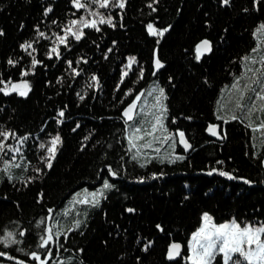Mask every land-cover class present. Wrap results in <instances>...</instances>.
<instances>
[{"label": "trees", "instance_id": "16d2710c", "mask_svg": "<svg viewBox=\"0 0 264 264\" xmlns=\"http://www.w3.org/2000/svg\"><path fill=\"white\" fill-rule=\"evenodd\" d=\"M87 2L91 3V0ZM49 4L53 8L45 14L44 8ZM152 7L156 11H152ZM244 8L249 11L245 12ZM105 11L107 14L108 10ZM110 12L116 18L117 27L103 22H100V31L86 27V36L81 41H73L71 49L65 50L61 45L64 55L60 58L45 55L52 43L46 35L37 38L38 43L33 45L37 51L30 56L19 48V43L35 38V24L52 33L62 30L63 24L73 18L74 13L86 14L89 18L92 13L75 9L70 0H0V27L5 29V34L0 35V73L5 78L29 79L32 83L28 96L0 92V127L21 134H34L22 146L23 153H10L26 158L24 161L18 159L15 165L28 161L31 165L27 169L14 165L16 179L9 181L5 177L0 182V230L11 228L19 221L31 230V234L21 243L10 246L0 243V253L9 252L7 257L0 255V264H20L22 259L30 262L34 259L19 249L36 248L37 221L46 216L49 206L55 205V218L70 226L77 218L76 214L57 213L67 206L70 194L75 190L86 185L99 186L102 180L97 172L109 176L117 184V189L110 190L99 207L80 206V218H83L85 209L89 213L87 226L74 229L75 235L69 233L70 241H64L65 247L59 250V255L50 258L51 264H80L81 257L83 264H172L165 255L166 244L173 237L186 243V236L198 226L201 211L212 212L217 222L232 214L248 218L264 215V136H261L260 129L253 131L244 120L225 122L216 119L217 101L229 104L230 97H235L231 85L235 75L243 70V62L233 60V57H242L255 46L256 38L252 33L258 22L264 20V9L255 10L250 0H232L228 6L220 4L219 0H156L151 6L146 0H126L121 9L116 0V7ZM157 16L159 20H156ZM53 20L57 23L52 24ZM149 20L158 27L168 24L172 27L162 37L151 35L146 27ZM205 20L210 21V25L205 24ZM22 22L23 28L20 27ZM204 36L213 40L214 51L196 61L193 46ZM112 40L117 43L112 45ZM108 47L112 51L105 58L103 52ZM154 49H158L159 56L166 61L155 75ZM130 54L137 57L139 65L133 64L129 76L118 89L116 84L121 81V65ZM9 56L14 59L22 57L20 65H9ZM32 56L43 60L44 64L36 65L35 72L20 77L19 68L28 67ZM80 56H86L87 60L78 65L74 63L73 66L83 68L76 76L67 70L66 60L70 58L75 62ZM140 66L145 69L144 78L137 80ZM93 72L100 77L99 88L91 79ZM61 74L64 79L58 81L56 78ZM169 75L174 77L172 81L168 80ZM156 81L168 93L169 119L166 123L169 129L182 128L193 147L184 152V160L173 157L174 163H168L164 156L173 150L182 151L179 144L175 149L167 144L161 145L159 151L144 149L149 153L157 151V157L149 154L150 163L141 167L138 161L134 162L125 154V121L121 119V110L130 102L131 94L124 97L123 90L142 88L147 93ZM77 93L84 99L80 100ZM60 107H65L62 124L56 123ZM259 115L256 113L251 118L259 122ZM171 116L178 119L172 121ZM188 116L193 119H187ZM76 122L80 127L76 128ZM209 122L220 126L221 139L208 134ZM55 131L61 132L63 144L53 168H45L43 174L35 173L32 166L37 165L43 152L36 145ZM84 136H88L87 141L81 139ZM8 142L15 143L11 138ZM82 143L84 148L80 147ZM109 144L112 147H108ZM253 152L256 155H252ZM122 156L123 160L120 159ZM7 158L0 157V161ZM218 160L224 163L217 164ZM39 163L43 165V162ZM109 163L114 168L120 169L121 165L126 168L120 169L119 177H111L105 168ZM210 167H223L256 183L248 185L220 173L200 171ZM152 171H162L166 175L144 181L135 179L136 176L149 177ZM0 175H3L2 162ZM22 175H34L38 179L24 187L19 179ZM41 189L46 193L42 200L37 199ZM126 206L136 207L138 211L129 213ZM158 222L164 225L165 232L156 229ZM116 224L120 229H116ZM117 231L119 236L115 234ZM137 237L153 239L154 244L144 251ZM73 246L84 248V252L75 251ZM137 256L141 257L140 261L136 260ZM176 264L186 262L177 258Z\"/></svg>", "mask_w": 264, "mask_h": 264}, {"label": "snow or ice", "instance_id": "6c2138e0", "mask_svg": "<svg viewBox=\"0 0 264 264\" xmlns=\"http://www.w3.org/2000/svg\"><path fill=\"white\" fill-rule=\"evenodd\" d=\"M146 2L151 6L156 0H146ZM251 6L260 11L264 9V0H250ZM70 3L75 6L77 10H86L88 13H92L91 18L88 15H78L73 14V18L67 20L63 24V28L60 31H54L52 33H47L46 30H41L40 24H35L36 29L35 38L29 40L25 39L19 43V48L29 53H35L37 49L33 47L34 44L38 43L37 38H43L46 35L52 39V43L48 45V51L45 53L46 56L52 58H60L64 55L61 49V45L64 49H71L73 46V41H81L83 37L86 36L84 29L90 27L100 31V22L107 23L111 27H117L115 22V17L110 12V9L116 7V0H91V3L87 0H70ZM219 3L228 6L232 3V0H219ZM119 7L124 8L126 0H118ZM53 8V5L49 4L44 8V13H49ZM104 9V10H98ZM107 14H106V11ZM245 12L249 11L248 8L243 9ZM152 11H156L155 7H152ZM159 20V17H156ZM52 24H56L57 21H51ZM210 21L205 20V24L210 25ZM121 27H126V25L121 24ZM21 28L24 27L23 22L20 25ZM147 31L151 35L162 37L168 30L172 27L168 24L164 27H158L153 20L147 21ZM5 34V29L0 27V35ZM252 35L256 38L255 46L250 49L248 53H245L242 57H233V60H241L243 70L235 75L231 88L235 90V97L231 98L229 104H221L217 101L219 105L216 108V119L221 121L228 120H244L253 131L256 129L261 130V136H264V20L258 22V26L253 30ZM112 45L117 43L116 40H112ZM157 44L159 41L157 40ZM213 40L208 36H204L199 39L193 46V56L196 61H201L206 54H211L214 51ZM112 51L111 47H108L106 51L103 52L105 58L108 57L109 53ZM21 58L14 59L11 56L8 57L7 63L9 65H20ZM86 56H80L75 62L72 59H67L66 64L68 65V71L71 74L78 76L83 68H78L73 66L79 64L80 61H86ZM139 65V61L135 55H128L125 63H122L121 68V81L117 82L116 88L121 87L125 77H128L132 71L133 64ZM44 64L43 60L37 59L32 56L30 60V65L28 67H20L19 75L20 77H26L29 73L36 71V65ZM152 64L155 69L162 68L166 61L162 59L158 54V49H154ZM48 67V65H44ZM145 69L140 66L138 74L136 76L137 80L144 78ZM155 75V72L153 73ZM58 81L64 79L63 74L56 78ZM91 79L95 82V87H100V77L97 73H91ZM173 76L169 75L168 80L172 81ZM204 80H208L205 76ZM246 81V82H245ZM47 83H51L48 81ZM133 83H136L134 80ZM0 92L5 95L10 93H17L21 96H28L32 88V83L29 79H13L12 76H7L6 78L0 73ZM124 91V97H130V102L126 103L122 107L121 119L125 121V129L123 131V136L126 138L125 148L127 149L126 155H129L134 162H139L141 167L146 166L150 161L147 159L148 155L157 157V151L163 144L169 145V147L175 149L177 144L183 145L182 151L173 150L171 154H165L164 160L168 163H174L175 160H184V152L191 149L193 144L186 137L185 131L182 128L169 129L167 125V120L169 119V105L167 103L168 93L164 86H162L159 81L154 82L152 90H150V95L152 100L149 101L144 97V89L134 90L132 87H127ZM87 93V89H85ZM80 100L84 99V96L77 93ZM143 99V104H139ZM123 101V97L121 98ZM231 105V107H230ZM223 110V111H222ZM59 116L56 117V123L62 124L65 118V107H60L58 109ZM145 113L147 115L145 116ZM256 113L259 122L252 119ZM183 115V113H181ZM172 121H176L178 117L171 116ZM187 119H193L188 116ZM80 127L79 122H76V128ZM220 127L217 123L209 122L207 124L206 131L209 133H214L216 136H221V131H217ZM75 131V128L73 129ZM95 131V129H93ZM178 134V135H177ZM31 132H24L23 134L15 131L11 128L0 127V157H8L3 159V175H0V182H2L5 177L7 180L12 181L16 179L13 175V166L15 162L19 159L24 161L26 158L23 155L15 156L10 155V153H23V145L26 144L27 138L33 136ZM91 133H89V136ZM227 135L226 132L223 134ZM15 141V143L8 142L9 139ZM223 138V137H222ZM84 141L88 140V136L81 138ZM63 144V137L60 131H55L54 133H49L44 139H40L36 147L43 150L42 154L38 157L37 165L32 166L35 173L43 174L45 168H53V162L56 159L57 153L60 151V146ZM81 148L85 145L82 143ZM108 147H112L111 144ZM255 147V145H253ZM156 148L157 151H152L151 153L143 151L144 149ZM247 154V153H246ZM106 155V153H105ZM252 155H256L255 152ZM175 158V160L173 159ZM121 160L124 157H120ZM231 159V157H229ZM161 160V163L164 162ZM39 162H43V165ZM217 164H223L224 161L218 160ZM264 163V161H262ZM31 165L28 161L23 165H15L16 167H24L27 169ZM111 177H119L121 175L120 169H125V165H121L120 169L114 168L111 163L105 166ZM200 171H208L209 173H220L224 177L230 179H236L240 181H245L248 185L256 183L253 179L248 178L243 175H235L233 171L225 170L223 167H210L208 169H200ZM166 175L162 171H152L149 177L136 176L135 179L139 181H144L148 178H157ZM97 176L102 180L99 186L93 185L92 187L84 186L83 188L77 189L70 194L67 206L59 209L58 215L60 213L71 215L76 214L77 218L71 221L70 226H65L61 221L57 220L53 215V210L55 205L49 206L47 209V214L41 217L37 224L39 225V235L38 243L34 250H29L27 248H21L19 251L26 252L28 257L34 258L31 262L27 259L20 260V264H51L50 258L59 255V250L65 247L64 241H70L69 233H72L74 229H80L81 227L87 226V218L89 216L88 211L85 209L82 213L83 218H80L81 211L80 206L84 205L87 208L99 207L104 199L107 198L110 190L117 189V184L113 183L109 176H101L100 172H97ZM23 181V186L28 187L30 182H34L38 177L34 175H22L19 177ZM7 197V193L4 194ZM46 193L43 189L37 199H43ZM183 204V201H181ZM125 210L129 213H136L138 209L132 206H126ZM106 215V213H105ZM114 223V222H113ZM116 229H120V225H115ZM156 229L160 232H165L164 225L162 223L155 224ZM0 243L4 245H13L16 243H21L27 239L31 230L27 227L22 226V224L17 221L16 224L11 228H4L0 230ZM83 233H81L82 235ZM119 236V231L115 233ZM171 236V234L169 233ZM185 242L179 239L171 238L166 244L165 255L172 264H176L177 258L182 259L186 264H264V215L253 216V218H248L247 216H237L235 214L230 215L229 218L220 219L217 222V218L214 217L212 212L208 210H203L200 213V219L198 226L194 227V230L187 235ZM137 242L142 244L143 250L148 251L150 246L154 244L153 239L144 237L140 239L137 237ZM107 244V241H104ZM75 251L79 253L84 252V248L73 246ZM186 253V254H185ZM5 257L9 256L8 251L0 253ZM124 255V253H121ZM14 259H19L15 257ZM65 259H71V257H66ZM137 261L141 260L140 256L136 257ZM80 264H83V257H81Z\"/></svg>", "mask_w": 264, "mask_h": 264}, {"label": "water", "instance_id": "95a60500", "mask_svg": "<svg viewBox=\"0 0 264 264\" xmlns=\"http://www.w3.org/2000/svg\"><path fill=\"white\" fill-rule=\"evenodd\" d=\"M160 69H161V68H160ZM160 69L157 70V69L154 68V72L157 73ZM154 72H153V73H154ZM217 131H218V129H217ZM208 134H209L211 137H213V138L221 139V136H216L214 133H209V132H208ZM177 135H178V134H177ZM179 145H180L181 147H183V145H181V144H179Z\"/></svg>", "mask_w": 264, "mask_h": 264}, {"label": "rangeland", "instance_id": "374dc122", "mask_svg": "<svg viewBox=\"0 0 264 264\" xmlns=\"http://www.w3.org/2000/svg\"><path fill=\"white\" fill-rule=\"evenodd\" d=\"M151 90H152V89H151ZM144 97L147 98L149 101L152 100V96L150 95V91H148L147 93L144 92ZM141 101H143V99H142ZM140 103L142 104V102H140Z\"/></svg>", "mask_w": 264, "mask_h": 264}]
</instances>
